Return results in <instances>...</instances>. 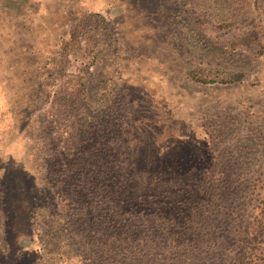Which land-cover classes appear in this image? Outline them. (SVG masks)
Returning <instances> with one entry per match:
<instances>
[{"label":"rangeland","instance_id":"rangeland-1","mask_svg":"<svg viewBox=\"0 0 264 264\" xmlns=\"http://www.w3.org/2000/svg\"><path fill=\"white\" fill-rule=\"evenodd\" d=\"M260 180L264 0H0V264H241Z\"/></svg>","mask_w":264,"mask_h":264},{"label":"trees","instance_id":"trees-1","mask_svg":"<svg viewBox=\"0 0 264 264\" xmlns=\"http://www.w3.org/2000/svg\"><path fill=\"white\" fill-rule=\"evenodd\" d=\"M243 77L244 73L242 72L232 73L231 77L228 79H223V82H234L241 80ZM203 171V176L200 179L202 183L199 184V186H195L193 189H185L182 192L181 197L187 199V204L182 208H179L181 206L177 208L175 206L176 203L163 202V206L160 209V217H164L166 212H176L178 213V217L181 219L187 220V218H189V222L192 221L193 217L195 216L205 221L217 220V217H219V214L222 210L221 194L223 185L220 186V183L216 182V179L218 180L216 177L212 182H209L208 169H204ZM170 180L177 182L187 181L175 178ZM258 185L262 189L260 197L257 199L258 205L256 209H258V213L255 217H251L254 218L248 222L246 230L244 231L245 236L242 239V243L245 245L242 247V250H240L241 264H264V180H260V184L258 183ZM163 200H165V197H163V199L158 197L157 201L152 202L151 205ZM211 206L215 207L217 212L216 215H214L213 211H211ZM142 213V211H138L136 208H131L128 217L137 219V215H141ZM141 216L144 217V215ZM94 221L95 220L92 222ZM127 227L129 230L121 229L122 233H118V237L115 239V242L128 241V237L133 238V234L137 233L140 228L138 225H136L134 228H130V224H127ZM122 234H125L126 237H124ZM209 239L210 237L207 238V240ZM105 247L104 249H106Z\"/></svg>","mask_w":264,"mask_h":264}]
</instances>
